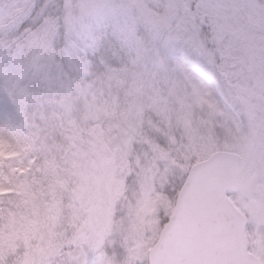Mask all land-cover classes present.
<instances>
[{
  "label": "snow or ice",
  "instance_id": "snow-or-ice-1",
  "mask_svg": "<svg viewBox=\"0 0 264 264\" xmlns=\"http://www.w3.org/2000/svg\"><path fill=\"white\" fill-rule=\"evenodd\" d=\"M0 144V264H264V0H0ZM77 145L62 234L10 239Z\"/></svg>",
  "mask_w": 264,
  "mask_h": 264
},
{
  "label": "rangeland",
  "instance_id": "rangeland-1",
  "mask_svg": "<svg viewBox=\"0 0 264 264\" xmlns=\"http://www.w3.org/2000/svg\"><path fill=\"white\" fill-rule=\"evenodd\" d=\"M95 151L97 146L86 151L83 146L77 145L75 151L60 157L66 166L59 163L55 155L46 162L45 176L43 179L34 178V189L30 188L25 193V199L17 208L15 227L9 234L10 239H14L17 233L26 237L31 235L39 246L41 240L51 244L56 236L62 234V230L57 232L56 229L61 227L65 210L71 207L62 203L66 196L71 195L69 182L82 168L94 163L90 152ZM14 153L7 145L0 144V158ZM72 222L74 221H69Z\"/></svg>",
  "mask_w": 264,
  "mask_h": 264
},
{
  "label": "trees",
  "instance_id": "trees-1",
  "mask_svg": "<svg viewBox=\"0 0 264 264\" xmlns=\"http://www.w3.org/2000/svg\"><path fill=\"white\" fill-rule=\"evenodd\" d=\"M14 155H16V152L14 153V154H12L11 156H14ZM6 157V156H5Z\"/></svg>",
  "mask_w": 264,
  "mask_h": 264
}]
</instances>
